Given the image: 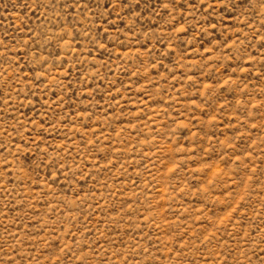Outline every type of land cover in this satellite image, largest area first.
<instances>
[{"label": "rangeland", "instance_id": "1", "mask_svg": "<svg viewBox=\"0 0 264 264\" xmlns=\"http://www.w3.org/2000/svg\"><path fill=\"white\" fill-rule=\"evenodd\" d=\"M0 264H264V0H0Z\"/></svg>", "mask_w": 264, "mask_h": 264}]
</instances>
